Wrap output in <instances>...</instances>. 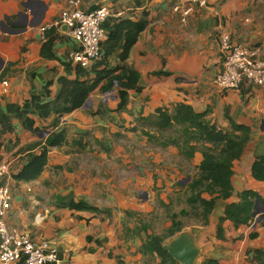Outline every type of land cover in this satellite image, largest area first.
Returning a JSON list of instances; mask_svg holds the SVG:
<instances>
[{
	"label": "crops",
	"instance_id": "1",
	"mask_svg": "<svg viewBox=\"0 0 264 264\" xmlns=\"http://www.w3.org/2000/svg\"><path fill=\"white\" fill-rule=\"evenodd\" d=\"M69 1L0 0V22L9 20L0 25L2 111L8 105L21 106L32 94H46L44 100L52 101L60 92V79H76L77 66L68 59L76 44L65 29L52 26ZM78 1L84 11L104 7L110 19L146 22L124 61L119 59L120 49L99 68H131L139 75L138 90H129L125 108L118 110L117 90L104 92L105 79L90 93L85 108L61 118L31 117L37 134L25 131L16 120L11 131L0 129V163H10L11 175L22 166L26 148L43 140L40 134L64 130L67 138V145L50 149L38 179L5 180L11 191L7 224L34 241L50 242L61 264H157V258L140 252L153 224L145 221L151 220L150 210L138 196H167L158 200L166 212L178 195H185L202 155L196 152L189 160L175 146L153 145L142 133L147 132L142 119L157 109L171 111L186 104L223 130L229 129V120L250 130L241 157L232 163V195L215 200L207 224L188 223L182 229L193 236L199 252L193 264H254L253 251L264 250L261 218L238 227L224 221L222 239L216 231L225 208L238 202L239 193L249 190L264 199V182L251 176L252 163L264 156V87L243 82L236 90L219 91L213 81L221 68L220 34L228 35L233 44L258 48V58L264 60V0H203V7L193 0ZM177 5L192 9L184 22L173 11ZM49 36L54 58L41 55ZM110 92V101L103 100ZM150 163L160 175L150 170ZM67 197L85 200L106 214L58 207L57 201ZM214 197L202 195L205 200ZM125 211L131 215L126 217ZM170 226L167 217L163 228ZM153 234L162 235L154 230ZM175 236L165 239L163 247Z\"/></svg>",
	"mask_w": 264,
	"mask_h": 264
},
{
	"label": "trees",
	"instance_id": "2",
	"mask_svg": "<svg viewBox=\"0 0 264 264\" xmlns=\"http://www.w3.org/2000/svg\"><path fill=\"white\" fill-rule=\"evenodd\" d=\"M145 26V21L134 22L130 19L108 18L101 25L107 38L101 46L100 61L89 69L76 67L75 80L60 79V92L52 101L44 100L46 94H32L30 99L21 106L8 105L5 111L0 109V129L3 132L11 131L13 128L11 122L16 120L22 129L37 134L38 130L34 129L35 121L31 117L45 120L54 115L61 118L84 107L90 93L105 79H107V83L103 91L115 88L120 100L118 110L124 109L128 101L127 92L138 90L139 75L125 65L110 70L99 68L105 66L109 57L120 49L122 52L119 59L124 61ZM52 45L53 37L49 36L48 39L46 37L41 51L44 58H54L49 53ZM70 72L71 70L67 71L68 74ZM142 121L143 127L147 129V132L142 131V133L152 144L157 143L163 148L175 146L189 160L196 152H200L202 155L196 175L185 185V202L190 208L189 212L181 209L178 213H167L171 226L162 235H147L140 249L143 255H148L154 260L157 258L159 260L157 264H177L163 249L164 240L181 232L186 226L181 219L189 216H193L203 225L207 224L215 200H225L232 195V163L241 157L250 140V130L231 120H229V129L223 130L207 120L206 114L196 113L192 107L186 104H177L171 111L157 109L153 115L142 119ZM150 131L153 135L149 133ZM74 144L80 145L79 141H74ZM63 145H67L64 130L51 132L43 140L28 146L22 166L11 177L16 182L22 183L38 179L47 164L50 149ZM251 176L256 181L264 182V156L256 158L252 163ZM204 193L210 196L215 195V197L205 200L202 198ZM256 200L264 207V199L257 193L249 190L239 193L238 202L229 204L224 210V216L219 219L216 237L223 238L221 223L224 221H230L235 227L254 223L253 213ZM57 204L60 208L74 211L106 214L87 201H75L72 197L59 199ZM124 214L127 217L131 215V212L125 211ZM261 219V225L264 226V214L261 215ZM142 230L146 231V228L142 227ZM254 237L256 234L250 235V238ZM252 261L254 264H264V250L253 251Z\"/></svg>",
	"mask_w": 264,
	"mask_h": 264
},
{
	"label": "built area",
	"instance_id": "3",
	"mask_svg": "<svg viewBox=\"0 0 264 264\" xmlns=\"http://www.w3.org/2000/svg\"><path fill=\"white\" fill-rule=\"evenodd\" d=\"M200 7L203 0H193ZM190 3V4H191ZM184 22L192 9L177 5L173 9ZM110 17L104 7L84 11L78 0H71L61 11L53 27L65 28L76 48L68 59L71 64L89 69L101 59V46L106 40V32L101 25ZM45 28H41L44 31ZM221 54V68L214 78V86L219 91L236 90L243 82L264 87V60L258 58V48H246L231 43L228 35H218ZM4 87L7 82H2ZM112 93L103 97L110 98ZM11 176L10 163H0V264H61L58 251L46 240L34 241L29 234L7 224L6 217L11 207V191L4 184Z\"/></svg>",
	"mask_w": 264,
	"mask_h": 264
},
{
	"label": "rangeland",
	"instance_id": "4",
	"mask_svg": "<svg viewBox=\"0 0 264 264\" xmlns=\"http://www.w3.org/2000/svg\"><path fill=\"white\" fill-rule=\"evenodd\" d=\"M104 99L106 101H110L111 97L110 98H104ZM40 137H41L40 139H44L45 135L40 134ZM157 146H160V145L157 144ZM150 148H151L152 151H156L157 150L156 148L148 147V149H150ZM159 148H161V146ZM149 166H150V170L152 172L157 173L156 175L159 174L157 167H155V165L153 163H150ZM185 181H186V179L184 181H182V182L184 183ZM144 193H145V195L142 194L141 196H138V198L143 203H146L147 204L146 207H148L149 210H150L151 220L145 219V221H150V223L153 224V230H154L155 233H160V234L164 233L165 229L163 228V223H164L165 218H167V216L165 215L166 213H169V212L170 213H178L179 209H185L187 212H189V210H190L189 206L185 202L186 195H184V194L178 195L177 197L180 198V199L177 200L176 203H175V201H172V205L169 206V209L167 208V211L165 212V209L163 208L164 206L161 205L158 200L164 201L163 200L164 197H167V196H159V193L157 194V193H154V192H153V195L150 192L149 193L144 192ZM161 193H165V192L161 191ZM174 196L175 195H172V198ZM170 198H171V196H170ZM129 218H132V217L130 216ZM181 221L183 223H185V224H188V223H199L196 219H194L193 216H189V217H187L185 219H181ZM146 223H148V222H146ZM153 230H152V234H153Z\"/></svg>",
	"mask_w": 264,
	"mask_h": 264
},
{
	"label": "water",
	"instance_id": "5",
	"mask_svg": "<svg viewBox=\"0 0 264 264\" xmlns=\"http://www.w3.org/2000/svg\"><path fill=\"white\" fill-rule=\"evenodd\" d=\"M5 22L9 23L8 18H4V20L0 22V25ZM63 29L65 28L63 27ZM87 103L88 101L85 102L84 108ZM262 214H264V207L256 200L253 213V217L255 218L254 223L260 220ZM163 248L168 255L179 264H193L199 253L194 244L193 236L186 231L179 232L178 235L171 239Z\"/></svg>",
	"mask_w": 264,
	"mask_h": 264
},
{
	"label": "clouds",
	"instance_id": "6",
	"mask_svg": "<svg viewBox=\"0 0 264 264\" xmlns=\"http://www.w3.org/2000/svg\"><path fill=\"white\" fill-rule=\"evenodd\" d=\"M255 222V221H254Z\"/></svg>",
	"mask_w": 264,
	"mask_h": 264
}]
</instances>
